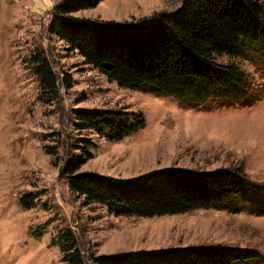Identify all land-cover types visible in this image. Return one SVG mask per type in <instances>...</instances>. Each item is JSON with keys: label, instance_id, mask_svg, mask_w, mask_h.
Listing matches in <instances>:
<instances>
[{"label": "rangeland", "instance_id": "obj_1", "mask_svg": "<svg viewBox=\"0 0 264 264\" xmlns=\"http://www.w3.org/2000/svg\"><path fill=\"white\" fill-rule=\"evenodd\" d=\"M63 1L0 0V264H66L58 243L66 230L75 235L86 264L189 245L253 250L261 258L250 264H264V45L248 46L244 57L231 60L246 78L230 99L218 93L203 105H187L122 87L86 63L50 30ZM182 1L100 0L73 15L123 22L174 11ZM39 51L58 78L54 100L40 99L32 62ZM76 109L141 112L145 124L111 140L77 130ZM48 147L57 154L47 153ZM83 149L92 156L79 172L131 178L161 169L240 168L252 188L238 209L117 215L70 189L63 167ZM27 195L31 207L24 204Z\"/></svg>", "mask_w": 264, "mask_h": 264}, {"label": "trees", "instance_id": "obj_2", "mask_svg": "<svg viewBox=\"0 0 264 264\" xmlns=\"http://www.w3.org/2000/svg\"><path fill=\"white\" fill-rule=\"evenodd\" d=\"M99 2L64 0L55 8L51 32L120 86L174 96L187 105H203L218 93L228 97L235 87H243L246 75L231 60L244 57L248 46L264 45L261 0H183L174 11L123 22L73 15ZM223 57L230 62L222 61ZM32 62L42 89L40 99L54 100L60 90L49 58L39 51ZM74 117L77 130H92L111 140H121L145 124L141 112L76 109ZM47 150L57 154L51 147ZM83 150L84 156H73L64 164L70 189L89 202L108 206L117 215L161 216L198 208L233 210L248 201L252 188L240 168L161 169L131 178L79 172L92 156L88 149ZM23 201L26 207L33 205L30 195ZM58 243L66 264H86L70 230L59 236ZM258 258L259 254L249 249L189 245L96 260L99 264H250Z\"/></svg>", "mask_w": 264, "mask_h": 264}]
</instances>
